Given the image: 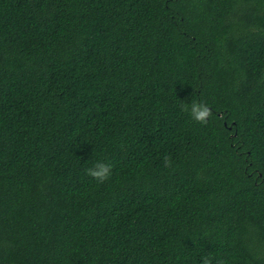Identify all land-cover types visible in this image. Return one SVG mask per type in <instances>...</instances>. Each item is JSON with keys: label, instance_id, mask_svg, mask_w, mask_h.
<instances>
[{"label": "trees", "instance_id": "16d2710c", "mask_svg": "<svg viewBox=\"0 0 264 264\" xmlns=\"http://www.w3.org/2000/svg\"><path fill=\"white\" fill-rule=\"evenodd\" d=\"M205 256L264 264V0H0V264Z\"/></svg>", "mask_w": 264, "mask_h": 264}, {"label": "clouds", "instance_id": "9594fccd", "mask_svg": "<svg viewBox=\"0 0 264 264\" xmlns=\"http://www.w3.org/2000/svg\"><path fill=\"white\" fill-rule=\"evenodd\" d=\"M184 111L189 112L191 117L202 124L208 122V118L212 115L211 109L205 103L192 102L191 105H182ZM165 166H171V160L169 157H165ZM112 172V165L105 162H97L93 167L87 169L89 176L96 179L98 182L103 183L109 179ZM202 264H213V260L209 256L202 258ZM215 264H225L224 261H216Z\"/></svg>", "mask_w": 264, "mask_h": 264}]
</instances>
